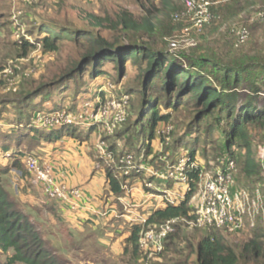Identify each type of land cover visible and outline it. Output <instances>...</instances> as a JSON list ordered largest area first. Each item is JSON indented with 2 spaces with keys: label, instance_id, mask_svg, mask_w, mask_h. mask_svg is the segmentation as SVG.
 <instances>
[{
  "label": "rangeland",
  "instance_id": "1",
  "mask_svg": "<svg viewBox=\"0 0 264 264\" xmlns=\"http://www.w3.org/2000/svg\"><path fill=\"white\" fill-rule=\"evenodd\" d=\"M212 1L216 2L212 8V21L201 32L194 35L196 46L186 47L184 51L196 54V51L212 49L219 57L227 58L226 56L231 53L259 50L264 47V20L249 25V38L238 49L232 47L233 41L227 33V26L245 24L252 11L258 9L264 11V0ZM247 1L249 3L235 18L232 19L229 16L221 21L218 16L219 21L215 20L218 11L223 12L224 9L228 10L227 7L233 6L238 8L245 5ZM166 2L169 1L166 0ZM163 5L160 0H0V183L8 191L10 197L20 204L23 211L30 208L33 216L43 215L42 207L37 205L27 207L28 203L21 202V196L27 195L28 191L32 194L36 192L33 190V185L30 183L31 177L26 172L23 163L19 162L16 167L12 165L13 161L16 159L21 161L24 156H14L17 150L26 151L25 155L32 153L27 150L26 144L30 143L27 139L22 140L21 145L18 146L15 143L16 138L9 132L17 126L14 115L24 110L27 114L23 116L29 117L28 120L26 118L25 124L32 121L33 126L36 125L40 114L59 110L71 115L73 122L70 126L76 129L75 135L82 136L80 140L85 141L92 137L97 142L101 139L104 140L107 148L112 149L110 159L101 158L109 168L113 165L118 167L120 158L116 160L115 156L131 154L134 165L140 170L138 174H134L125 181L127 187V182H133L135 178L144 179V181L152 180L153 183H151L155 184L160 189L159 191L163 193L164 190L171 191L173 196L181 199L183 193L181 186L172 180H163L150 172L157 170L163 173L176 166L181 159L187 162L190 159V153L194 154L192 162L200 168L212 170L220 166L215 156L221 151H219L222 144L221 138L217 133L208 138L203 135L204 128L211 119L195 122L194 108L186 105L182 100L175 104V107L168 101L166 103V98L159 86L147 94H142L138 68L132 63L125 62L124 72H119L114 62L104 61L101 69L105 72L100 76H90V69L86 67L82 74L76 73L69 79H62L61 77L87 52L88 41L81 37H68L58 44L56 51L52 52L44 51L39 44V38L44 32L38 31L37 27L54 21L57 18L55 15L58 14L60 19L58 23L74 30H93L108 42L121 41L124 43L134 38L136 41L150 43L156 47L161 41L168 43V39L176 35L182 27V23L172 21L170 13H161ZM156 6L160 9V12L158 11L160 28L152 36L123 31L114 24L120 9H126L142 17L148 15L146 11L156 9ZM88 15L98 17L103 22L101 21V25H96L95 20ZM208 27L209 29L214 27V29L205 34ZM23 43L29 44L28 49L24 48ZM170 56L168 54V57ZM57 79L63 82L57 86L52 85ZM124 94L128 95L126 120L111 129L105 127L104 121L111 123L112 118H109V122L102 120L103 126L101 124L91 125L93 129L90 134L86 135L89 127L82 125L81 122H86L84 118L90 113H96L99 106L108 104L111 100H117ZM143 95L146 100L143 99ZM147 96L150 99L154 98V102L158 103L154 109L157 115H166L167 120H160L155 124L148 121L153 109ZM25 97L28 99L25 100ZM259 103L264 105V94L259 97ZM167 126L172 127L168 133L165 132ZM252 128L254 137L252 150L257 159V145L264 144V126ZM14 145L18 146L17 150H14ZM4 147H7V151ZM97 155L100 154L97 153ZM37 158L39 160L38 156ZM134 172L135 169L130 175ZM241 174L238 166L236 186L246 182ZM158 180L161 183H158ZM262 198L264 209V189ZM30 218L35 221V217L30 216ZM38 221L36 223L46 240L47 248L50 249V253L58 255L61 264H140V262L145 264H197L195 248L199 241L210 232L221 237L225 244L235 251L240 257L239 264H264V255L253 257L245 250L246 243L255 236L260 237L264 249L263 213L256 215L255 229L250 230L246 227L232 234L222 229H202L180 222L161 253L147 258L139 252L134 255V259L131 256L121 258L120 255L112 253L108 255L99 250L90 252L89 249L76 254L67 247L60 236L51 235L54 227L48 221H42L41 218ZM90 244L87 242L85 247ZM4 261L5 254L0 252V263Z\"/></svg>",
  "mask_w": 264,
  "mask_h": 264
},
{
  "label": "trees",
  "instance_id": "2",
  "mask_svg": "<svg viewBox=\"0 0 264 264\" xmlns=\"http://www.w3.org/2000/svg\"><path fill=\"white\" fill-rule=\"evenodd\" d=\"M168 1L167 3L166 0H160L161 5L164 4L161 13H170L173 21L172 14L181 9L185 0ZM248 3L247 1L245 5L238 8H244ZM156 9H150V12L146 11L148 15L142 17L126 9H120L114 24L123 31L152 36L160 28L158 22L160 9L157 6ZM227 9L230 8L227 7ZM235 9L236 6L231 7L230 16ZM56 16L55 23L49 21L37 27L38 31L44 32L39 38V44L44 51H56L62 40L72 36L85 38L89 43L87 52L61 77L62 79H69L76 73L82 74L86 67L90 69V76H100L105 72L101 69L104 61L114 62L119 72H124L125 62L132 63L134 67L138 68L142 94H147L159 86L166 98V103H172L175 107V104L182 100L186 105L193 107L195 122L211 119L207 122L203 135L208 138L217 133L221 138L222 144L220 148L217 147L221 151L215 156L218 164L222 165L221 160L224 158L232 159L236 168L239 166L241 175L246 180L240 184L248 185L251 188L260 182L259 163L252 150L254 140L252 127L264 126V105L259 103V97L264 94V47L259 50L231 53L226 56L227 58H221L212 49L196 51V54L184 50L171 51L168 48V43L164 41H161L160 45L156 47L150 43L136 41L134 38H130L128 42L117 41L114 43L108 42L93 30H74L64 26L58 23L60 20L58 14ZM88 16L95 20L96 25H101L103 22L102 19L93 15ZM22 45L27 49L29 47V44L26 43ZM232 47L236 49L233 45ZM168 54L171 56L168 57ZM61 82L63 81L57 79L52 85L57 86ZM147 98L149 97L147 96ZM27 99L25 97V100ZM143 99L146 100L144 95ZM153 99L150 101L147 99L149 103H152L151 108L153 109L148 121L155 124L157 121L167 120L168 116L157 115L154 109L158 103ZM28 113L30 114V112ZM23 114H27L26 110L14 115L17 126L9 131L16 138L15 143L18 146L21 145L22 140L26 139L32 144L40 140L54 141L62 136H71L81 141L82 136L75 135L76 129L70 125L52 129L38 128L31 124L32 121L25 124L27 116L24 117ZM92 129L89 127L86 130V135L90 134ZM84 139H86L85 135ZM16 145L13 146L14 150L18 149ZM4 150L7 151V147H4ZM108 150L112 152L109 147ZM16 153L14 156L25 155L26 151L17 150ZM193 155L190 153L189 162H192ZM120 156H115L116 160ZM19 160L13 161L12 165L18 166L19 162H22ZM99 160L105 171L110 192L115 196H120L125 181L138 172L129 176H121L116 165L109 168L103 159ZM187 172L190 178V189L185 193L184 198L178 204L165 203L164 207L154 209L143 224H133L130 234L125 240V249L130 245L133 251L140 252L137 240L142 230L149 225H158L167 220L178 218L179 221L174 224V231L164 241L165 248L166 242L175 232L177 224L184 222L182 219L194 217L190 197L197 188L199 171L191 169ZM245 250L253 257L259 255L262 257L264 249L260 237L255 236L250 239L245 245ZM0 252L5 254V261L0 264H61L58 255L50 253V249L47 248L46 240L43 238L38 224L22 210L17 201L10 197L1 183ZM195 255L197 264H239L240 262V257L235 251L227 246L221 237L212 232L199 241L195 248Z\"/></svg>",
  "mask_w": 264,
  "mask_h": 264
},
{
  "label": "built area",
  "instance_id": "3",
  "mask_svg": "<svg viewBox=\"0 0 264 264\" xmlns=\"http://www.w3.org/2000/svg\"><path fill=\"white\" fill-rule=\"evenodd\" d=\"M216 5L212 0H185L181 9L172 14L173 21L182 23V27L176 35L168 39V48L171 51L184 50L186 47L196 46L194 35L202 31L213 19L212 8ZM264 20V11L258 9L252 11L246 19L245 24L227 26V33L233 41V46L238 48L245 43L250 35L249 25ZM183 43V44H181ZM128 105V95L124 94L117 100H111L108 104L99 106L96 113H90L81 122L83 126L101 124L102 120H109L105 123L108 129L114 128L126 120V108ZM101 119V120H100ZM73 118L64 111H51L40 114L37 118L36 127L43 129L58 128L63 125H71ZM109 122V121H108ZM110 124V126H109ZM100 125V126H101ZM103 126V125H102ZM82 128V127H81ZM171 126H167L165 132H169ZM95 149L100 158H111V152L105 145L104 140L98 139ZM118 170L121 176H129L133 169L139 172V168L133 163L131 154H123L119 157ZM257 160L260 167V182L254 187L241 184L236 186V164L234 160L224 158L222 165L205 170L194 162L181 159L180 162L163 173L157 170L151 171L161 179L172 180L181 186L183 193L181 199L173 196L168 190H164L165 203L178 204L184 198L185 193L190 189V178L188 170H198L199 181L196 190L190 197L193 207V218L182 219L187 225L202 229H222L227 233H237L247 227L253 230L256 228L255 217L263 213L264 230V209L262 190L264 189V144L257 145ZM26 172L30 175L34 185L40 187L41 192L50 200H57L68 204L71 208H78V202L82 198L80 187H68L64 183L57 181L51 172L50 167L41 164L34 154L24 155L21 159ZM146 187H153L151 181L144 183ZM126 188V183L123 184ZM146 221L144 219L141 224ZM178 218L167 220L160 224L149 225L142 230L137 240V246L145 257H155L164 250L166 237L174 231V224ZM140 264H145L140 262Z\"/></svg>",
  "mask_w": 264,
  "mask_h": 264
},
{
  "label": "crops",
  "instance_id": "4",
  "mask_svg": "<svg viewBox=\"0 0 264 264\" xmlns=\"http://www.w3.org/2000/svg\"><path fill=\"white\" fill-rule=\"evenodd\" d=\"M241 9L236 8L232 16L231 8L218 11L215 20L218 22L220 17L222 21L229 16L233 19ZM209 27L205 34L214 29ZM95 141L92 137L79 141L71 136H62L50 142L40 140L26 144L27 150L36 154L41 164L50 167L57 181L68 187H80L82 198L78 208H71L66 203L46 198L40 187L30 180L36 195L28 191L27 195L21 196V202L28 203L27 207H42L43 215L33 216L30 208L24 212L35 217V222H39L40 218L48 221L54 227L51 235L60 236L76 254L89 249L90 252L99 250L108 255L112 253L121 258L131 256L134 259L139 252L133 251L130 245L125 249L131 226L141 224L154 209L164 207L165 193L159 191L155 184L151 188L146 187V180L135 178L133 182H127L128 187L123 188L120 196H115L109 190ZM147 181L153 183L152 180ZM158 183L161 181L158 180ZM87 242L91 244L85 247Z\"/></svg>",
  "mask_w": 264,
  "mask_h": 264
}]
</instances>
